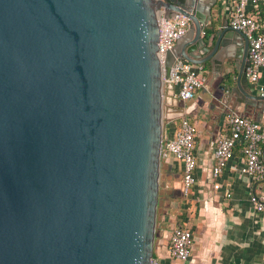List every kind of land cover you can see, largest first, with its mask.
<instances>
[{
  "label": "water",
  "instance_id": "95a60500",
  "mask_svg": "<svg viewBox=\"0 0 264 264\" xmlns=\"http://www.w3.org/2000/svg\"><path fill=\"white\" fill-rule=\"evenodd\" d=\"M212 8L0 0V264H151L164 127L187 111H175L172 67L221 64L236 85L220 89L264 107L248 85L246 35L216 28ZM162 9L190 18L164 59Z\"/></svg>",
  "mask_w": 264,
  "mask_h": 264
},
{
  "label": "crops",
  "instance_id": "0c3cea01",
  "mask_svg": "<svg viewBox=\"0 0 264 264\" xmlns=\"http://www.w3.org/2000/svg\"><path fill=\"white\" fill-rule=\"evenodd\" d=\"M203 5H213L215 27L221 22H229L232 8L231 0H200ZM205 13V11H204ZM254 13L260 20L264 33V7H258ZM206 14V13H205ZM207 32L210 33L209 28ZM215 39L212 42L214 45ZM240 42L239 40L237 41ZM233 52L239 49L237 44L231 45ZM225 58V47L218 52ZM237 67L240 62L234 59ZM208 77V87L200 88L194 98L182 103L179 108L188 106L192 112L190 120L198 126L196 141V183L188 196L180 193L176 196V188L182 192L181 163L166 164L162 170V178L166 188H170L164 197L163 214L158 222L154 256L162 264H264V211H258L251 201L257 194L264 199V178L257 180L240 172L239 164L245 159L244 147H235V157L230 161L219 177L221 188L215 189L212 167L215 162L214 152L219 138L229 131L228 117L237 112L243 116L264 123V107L262 102L250 101L240 97L239 93L221 90L224 84L236 85V79L224 80V74L230 69L221 64L213 67L210 62L204 64ZM236 75V73H235ZM264 82V67L261 70ZM251 91L258 95L254 86L248 81ZM194 104V106H193ZM176 126H166L167 137H172ZM264 150V145H263ZM264 162V152L262 155ZM177 178L171 185L172 177ZM226 192L232 196L227 197ZM177 224L192 228L195 242L187 261L173 259L168 253L170 233Z\"/></svg>",
  "mask_w": 264,
  "mask_h": 264
},
{
  "label": "built area",
  "instance_id": "2783aa9c",
  "mask_svg": "<svg viewBox=\"0 0 264 264\" xmlns=\"http://www.w3.org/2000/svg\"><path fill=\"white\" fill-rule=\"evenodd\" d=\"M231 1L232 8L228 24L232 29L243 32L249 41L248 81L254 86L257 94L264 98V82L261 80V70L264 67V33L261 30L260 20L254 13L258 7L264 6V0ZM189 23V16L183 12L177 11L168 15L164 9L160 10L159 54L163 59L167 52L174 49L177 40L186 33ZM169 81L173 85L174 97L184 103L192 100L200 88L207 87L208 77L204 64L182 59L178 60L172 67ZM179 106L174 107L175 111H179ZM186 108L189 112L185 110ZM182 109L186 111V114L180 117V125L175 127L176 130L172 137H167L166 126L170 124L176 126L177 119L166 120L161 147V161L162 169L166 164L181 163L182 193L188 196L196 183L195 149L199 129L196 123L188 117L192 109H188V106ZM228 124L229 131L219 138L214 152L215 162L211 172L215 179V189L222 187L219 177L235 157L234 150L238 144L243 145L245 153V159L239 164L240 172L257 180L264 178L262 159L264 123L233 112L228 117ZM226 196L231 197L232 193L226 192ZM251 201L256 205L258 211H264V199L253 194ZM194 242L195 235L192 228L185 225H175L169 237V256L179 261H187L191 255ZM151 264H162V262L153 255Z\"/></svg>",
  "mask_w": 264,
  "mask_h": 264
},
{
  "label": "rangeland",
  "instance_id": "374dc122",
  "mask_svg": "<svg viewBox=\"0 0 264 264\" xmlns=\"http://www.w3.org/2000/svg\"><path fill=\"white\" fill-rule=\"evenodd\" d=\"M181 120V118L177 119V122H179ZM182 173V172H181ZM182 175V174H181ZM177 178H175V176L172 177V182L171 185H174L176 182ZM179 187V186H178ZM176 188V196H180L182 193L180 188ZM170 188H166L165 186V182L163 181V178H161L160 181V191H159V207H158V222L159 220H161L162 214H163V203H164V197L165 195L169 192ZM158 225L157 224V229H158Z\"/></svg>",
  "mask_w": 264,
  "mask_h": 264
},
{
  "label": "trees",
  "instance_id": "16d2710c",
  "mask_svg": "<svg viewBox=\"0 0 264 264\" xmlns=\"http://www.w3.org/2000/svg\"><path fill=\"white\" fill-rule=\"evenodd\" d=\"M261 7H264V6H261Z\"/></svg>",
  "mask_w": 264,
  "mask_h": 264
}]
</instances>
